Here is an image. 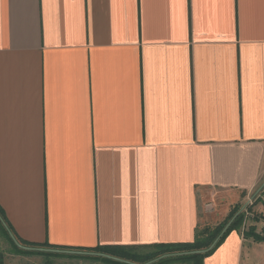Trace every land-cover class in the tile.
Returning a JSON list of instances; mask_svg holds the SVG:
<instances>
[{"label":"crops","instance_id":"1","mask_svg":"<svg viewBox=\"0 0 264 264\" xmlns=\"http://www.w3.org/2000/svg\"><path fill=\"white\" fill-rule=\"evenodd\" d=\"M259 194L264 0H0V212L16 245L191 243L250 198L257 235ZM241 227L203 264L264 252Z\"/></svg>","mask_w":264,"mask_h":264},{"label":"trees","instance_id":"2","mask_svg":"<svg viewBox=\"0 0 264 264\" xmlns=\"http://www.w3.org/2000/svg\"><path fill=\"white\" fill-rule=\"evenodd\" d=\"M233 217H235L234 221L231 223V225L226 230V232L219 238V240L217 241V243L211 250L203 254L175 256V255L182 254V253H192V252H199V251L207 250L210 247V245H212V243L219 237L222 230L227 225L226 223H228ZM257 218L258 216L255 218L256 221L258 220ZM241 222H242V216L241 214H239V210L237 209V211H234L230 214L229 220L226 221L225 223L219 224L215 227L205 226L202 228L200 227L197 228L193 242L191 243L185 242L182 244L155 245V246L150 247V249H152L153 252L145 256H139V255L133 254L134 252L132 250L129 251V249L117 248V247L113 248V247L97 246L94 248H67V247L62 248V247H54L53 245H49V244H45V247H47L49 251H56L55 253H51L52 256L54 255L56 257H59V256L61 257L62 255L66 254V253H61V252L72 251V252H76L72 256H77V254L79 256L81 255L90 256V254H92V256L93 255H105V256L118 258L121 261L123 260L127 262V263H124L120 261L101 259L109 264H128V263L145 264L150 260L156 259L157 257L167 256V255H169V257L162 259L158 262H155L153 264H166V263H169L170 261L180 263V264H203L204 258L208 257L209 255L212 254V252H214V250L223 242V240L225 239V236H227L231 230L237 227H240ZM244 235H245L244 238H252L255 242H264V238L256 235L253 229L249 230ZM0 236L6 239L7 241H9L13 245V248L15 249V251L19 252L18 254H27L28 252H30V251H24L18 248L16 243L10 238L9 228L6 227L5 219L2 217L1 212H0ZM26 246L37 247L35 245H26ZM0 264H2L1 256H0Z\"/></svg>","mask_w":264,"mask_h":264},{"label":"rangeland","instance_id":"3","mask_svg":"<svg viewBox=\"0 0 264 264\" xmlns=\"http://www.w3.org/2000/svg\"><path fill=\"white\" fill-rule=\"evenodd\" d=\"M20 249L24 250L22 248H20ZM6 250H7V252H11V253H8L10 255L6 256V258H5L6 264H109V263H106L104 260H101V259H107V260L120 261V262L127 263L123 260L122 261L119 260L118 258H115L118 260H114L112 258H107L105 255H93L92 256V254H90V256H83V255L79 256L77 254V256H72L71 254H65V255H62L61 257L60 256L56 257L54 255L52 256L51 253H49V254L45 253L44 252L45 250H42V249L30 250V252H28L27 254H18L19 253L18 251H13L9 247L8 248L4 247L3 251H6ZM24 251H28V250H24ZM32 251H34V252H32ZM152 252H153L152 249H146V250L145 249H139V250L135 251L133 254H136L139 256H145V255H148ZM34 253H36V254H34ZM182 254H185V253H182ZM248 254H249L248 261L251 264L253 262H255V263L256 262L257 263L262 262L263 255H264L263 250H259L258 248H254L251 251V249H249L248 247H245L244 257ZM171 256H173V255H171ZM175 256H186V255L178 254ZM167 257H169V255L157 257L156 259H159V258H161V259L157 260L156 262H158L162 259H165ZM156 259H153V260H156ZM153 260H150V261H153ZM150 261H148V262H150ZM147 263H145V264H147ZM128 264H133V263H128ZM166 264H180V263L170 261L169 263H166Z\"/></svg>","mask_w":264,"mask_h":264},{"label":"built area","instance_id":"4","mask_svg":"<svg viewBox=\"0 0 264 264\" xmlns=\"http://www.w3.org/2000/svg\"><path fill=\"white\" fill-rule=\"evenodd\" d=\"M258 196H259L258 198H261L264 202V196H261V194H259ZM253 201H254V198L248 199L246 204L243 206V208L240 209V214L242 216L241 232L243 235L246 232V229L249 226H251V224H252V227H255L253 222L257 216L252 210ZM257 235L264 238V218L261 220V226L257 230Z\"/></svg>","mask_w":264,"mask_h":264},{"label":"water","instance_id":"5","mask_svg":"<svg viewBox=\"0 0 264 264\" xmlns=\"http://www.w3.org/2000/svg\"><path fill=\"white\" fill-rule=\"evenodd\" d=\"M235 218V217H234ZM234 218L229 222V223H227V225H226V227L223 229V231H222V233L219 235V237L212 243V245H210V247L207 249V250H205V251H199V252H192V253H185V254H180V255H194V254H203V253H205V252H207V251H209V250H211L214 246H215V244L217 243V241L219 240V238L226 232V230L229 228V226H230V223H232V221L234 220ZM19 248H22V249H24V250H35V249H31V248H25V247H21V246H19V245H17ZM52 252H56V251H52ZM107 258H112V259H114V260H118V259H115V258H113V257H110V256H106ZM159 259H161V258H159ZM159 259H156V260H153V261H150V262H148L147 264H153L154 262H156L157 260H159Z\"/></svg>","mask_w":264,"mask_h":264}]
</instances>
